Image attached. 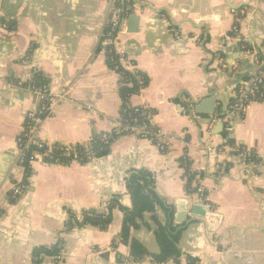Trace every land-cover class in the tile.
Here are the masks:
<instances>
[{
  "label": "crops",
  "instance_id": "crops-1",
  "mask_svg": "<svg viewBox=\"0 0 264 264\" xmlns=\"http://www.w3.org/2000/svg\"><path fill=\"white\" fill-rule=\"evenodd\" d=\"M123 4L133 8L140 23L130 34L127 19L122 21L120 42L148 79L129 103L154 111L152 124L168 148L161 152L125 134L112 142L107 157L67 166L35 162L24 177L16 165L15 140L26 113L37 108L39 80L52 92L65 91L53 115L39 125L42 141L84 144L119 127V76L107 65L103 38L109 24L121 18ZM240 40L255 54L264 53V0H0V264H33L36 248L60 242V264H155L151 255L159 249L152 215L130 228L127 242L122 239L131 209L125 181L146 171L153 192L171 211L172 224L177 202L197 199L186 192L185 158L192 187L203 188L205 205L214 214L182 228L180 256L165 264H264V101L250 103L242 114L228 113L234 87L256 72L240 51ZM221 52L222 60L234 59L231 78L218 65ZM209 95L216 97L217 117L228 119L216 122L211 136L204 115L188 107ZM217 124L222 128L215 131ZM232 143L252 151L256 162L241 164L231 155ZM208 144L224 154L210 158ZM218 163L225 164L223 171ZM20 184L23 193L12 201L10 192ZM112 200L118 205L107 229L74 224L68 229L70 213L79 217L84 210H103ZM153 216L166 221L161 207ZM131 239L148 255L134 259ZM50 262L43 257L40 264Z\"/></svg>",
  "mask_w": 264,
  "mask_h": 264
},
{
  "label": "trees",
  "instance_id": "trees-1",
  "mask_svg": "<svg viewBox=\"0 0 264 264\" xmlns=\"http://www.w3.org/2000/svg\"><path fill=\"white\" fill-rule=\"evenodd\" d=\"M120 6L122 8V5ZM9 26L12 27V23H9ZM231 35L235 36L237 33L232 32ZM238 47L240 51L252 50V47L243 40L238 42ZM256 56L260 61L264 60V53L258 51L256 52ZM219 57L223 58L224 54L221 52ZM118 73L120 75L119 96L121 100L120 118L118 120L119 127L114 129L111 133L95 135L88 143L75 145L74 152L76 154L72 153L68 158H62V166H67L73 161L85 164L90 161L89 157L91 159L107 157L110 152V145L117 137L130 133L135 134L138 138L142 137L141 134L137 133V130H139L145 123L147 124L146 131H148V133H153L157 130L156 126L149 124L148 119L146 118L147 112H150L153 117L154 111H147L142 107H132L129 103L130 98L138 94L140 89L138 82L135 80V76L132 73L123 70H119ZM138 75L144 82L143 87H146L148 79L140 72ZM39 85H41L40 80L37 86ZM230 148L233 150L231 155H244L245 159L249 162H256L257 160L252 151H247L242 146H236L232 143L230 144ZM183 165L185 168V177H187L186 192L188 194H194L197 188H194L191 185L194 175L189 172V161L186 160V158L184 159ZM229 167L230 164L227 165V168ZM28 173L29 170H25L24 177H27ZM150 179L151 177L144 170L132 173L126 179L125 186L131 199V209L126 213L121 234L122 239L127 242L129 239L130 228H136L143 225L145 215H152L150 221L154 225V237L159 253L157 255H151V258L155 264H165L168 260L177 259L180 256L177 244L182 233V229L172 227L170 221L172 216L171 211L164 206L162 200H160L153 192ZM117 205L116 201L112 200L103 210H84L80 213V220H77L78 217L70 213L68 216V229L71 230L74 225L78 227L91 225L101 230H105L110 225L112 211ZM156 207H161L164 210L166 215V221L164 224L160 223L156 217L153 216L156 211ZM129 243L130 254L134 259L140 260L143 259L145 255H148L147 251L134 239H131ZM59 246H62L61 242L50 247L36 248L33 251L32 263L40 264L43 257L56 255L60 250Z\"/></svg>",
  "mask_w": 264,
  "mask_h": 264
},
{
  "label": "built area",
  "instance_id": "built-area-1",
  "mask_svg": "<svg viewBox=\"0 0 264 264\" xmlns=\"http://www.w3.org/2000/svg\"><path fill=\"white\" fill-rule=\"evenodd\" d=\"M133 9L130 6L125 8V15ZM130 13V12H129ZM121 18H116L111 22L104 34L103 48L106 52V62L110 70L118 74L119 70L127 71L135 76V80L140 86L139 92L144 89V82L138 75L139 71L136 69L134 61L127 54L125 48L120 42V35L123 33L122 21H125L123 15ZM233 32H237V28H233ZM243 54L250 57L254 67L256 69L254 78L245 82L242 85L235 86L233 89V98L228 106L229 115L242 114L246 111L247 106L252 102L264 101V65L263 61L257 59V56L253 50H244ZM221 58H218V63L221 68H225ZM34 93L37 99V108L35 110L26 113L23 121L21 131L15 140L16 150V165L24 172L29 169L35 162H42L47 165L62 166V158H68L74 152L75 145L70 144H55L42 141L38 136V129L40 123L47 117L52 116L57 109L58 104L64 99L65 91L52 92L49 85L45 82L39 86H34ZM144 110L149 111L150 108L142 106ZM146 118L149 124H152V114L146 113ZM228 122L227 116L218 118L216 113L212 117L209 126L207 128V135L211 136L213 125L218 122ZM147 124H143L142 127L137 130L138 134H141L140 139H145L153 144L159 151L164 152L168 148L167 142L164 141L162 134L157 129L153 133L146 131ZM150 134V136H149ZM77 145V144H76ZM206 154L210 158H216L224 154L223 148L208 144L205 148ZM233 152V151H232ZM76 154V153H75ZM90 160H93L89 157ZM239 162L243 165L251 163L245 159L244 155L239 156ZM216 168L219 171L225 169L224 163L216 164ZM23 193V186L14 185L10 192V199L12 201L17 200ZM197 199L205 205V191L203 188L198 187L195 192ZM120 202L119 199H117ZM77 220H80L78 217ZM60 250L54 256L50 257V264H60L63 259V248L59 246ZM188 264H196V262H189Z\"/></svg>",
  "mask_w": 264,
  "mask_h": 264
},
{
  "label": "water",
  "instance_id": "water-1",
  "mask_svg": "<svg viewBox=\"0 0 264 264\" xmlns=\"http://www.w3.org/2000/svg\"><path fill=\"white\" fill-rule=\"evenodd\" d=\"M126 4L122 5L121 15H123L124 19L126 21V27H127V33H137L139 31V23H140V17L134 13V11L131 9L128 12V15H125V6ZM116 8V4L114 3V9ZM232 10H235L234 7H230ZM259 43V42H258ZM233 61L234 59L229 60H223V64L225 65V68L227 69V77H232V71H233ZM218 65L221 67V65L218 63ZM224 68V69H225ZM223 69V68H221ZM223 69V70H224ZM222 70V73H223ZM216 97L213 95H209L204 97L203 99L197 101V102H189L188 107L192 114H200L204 115L207 123L209 124L212 117L216 113ZM231 122H233L231 120ZM220 128H222V124H217L215 127V131H218ZM218 132H215L217 134ZM105 159H101L100 161L103 162ZM128 197H126L127 199ZM212 211H210L209 208L206 207V205L202 204L198 199H181L177 202L175 205V210L173 214L172 219V227L182 229L190 222H194L196 218L202 219L205 222L208 221L210 218V215H213ZM213 228H209L208 232H214Z\"/></svg>",
  "mask_w": 264,
  "mask_h": 264
}]
</instances>
